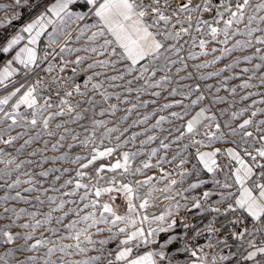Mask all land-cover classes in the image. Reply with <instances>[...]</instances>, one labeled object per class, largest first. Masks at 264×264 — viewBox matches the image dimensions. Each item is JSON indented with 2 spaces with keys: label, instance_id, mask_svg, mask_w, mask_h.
<instances>
[{
  "label": "snow or ice",
  "instance_id": "6c2138e0",
  "mask_svg": "<svg viewBox=\"0 0 264 264\" xmlns=\"http://www.w3.org/2000/svg\"><path fill=\"white\" fill-rule=\"evenodd\" d=\"M0 12L3 13L0 16V55L12 53L27 34V43L15 51L0 70V87L7 89L8 83L15 85L12 77L20 69L13 64L23 66L26 78L36 77L33 83H20L0 98V165H3L0 190L4 191L0 205L18 201L33 205L35 209L3 207L0 221L7 222L0 223V248H4L0 264H225L237 257L235 264L241 261L264 264V118H260L264 117V107H257L264 105V91H245L264 88V0L257 3L253 0H181L180 3L173 0H9L7 4L0 3ZM25 14L29 22L16 31L14 22L22 21ZM49 26L48 42L59 47L57 55L81 52L84 55H77L71 61L62 59L59 72L64 73L71 64V75L53 76L47 87H41L44 81L37 70L51 73L56 67L49 63L41 69L55 49L45 50L41 56L35 47ZM84 37L87 39L80 47L68 46L71 41ZM209 44L214 46L209 48ZM249 49L254 51L234 55ZM216 53L219 54L212 55ZM209 55H212L210 60L191 66L188 63ZM226 58L231 59L223 67L203 71ZM257 60L259 63L255 62ZM88 61L91 62L86 68L81 67ZM241 63H252V67H240L237 72ZM190 67L195 71H189ZM81 72L85 73V78L78 83L76 77ZM88 72L91 75H87ZM182 72L186 74L180 75ZM222 75L223 79L217 80L215 85L200 83ZM231 81L239 83L230 84ZM173 84L175 86L169 87ZM221 90L232 99L219 95ZM42 92L48 94L41 96ZM165 92L164 102L158 104L155 98L164 96ZM18 94L16 102L5 110L4 106ZM145 95L150 99H143ZM257 96L261 98L254 99ZM112 100L116 103H111ZM249 100L251 103L236 107ZM121 105L130 106L117 116ZM150 105H155L151 111L140 113L131 124L126 123L133 113L148 109ZM218 105L227 107L217 108ZM106 116L115 119H105ZM218 116L224 117L223 121ZM57 118L65 119H60L53 128ZM153 119L155 122L150 123ZM146 124L148 127L133 131L125 138L130 128ZM166 124L169 127L166 128ZM68 125H77L84 138H80V131ZM156 130L166 134L160 138ZM149 132L154 134L147 135ZM145 135L146 139L139 141L140 147L135 151L120 152L129 144L135 148L137 139ZM69 137L71 142L65 143ZM106 140L112 146L105 145ZM157 140L158 147H152L147 153L143 151ZM217 141L233 146L201 150L211 148ZM172 145H177V149L169 158ZM65 147L69 150L80 148L82 152L71 156L61 151ZM192 148L194 155L189 152ZM161 150H164L163 156L159 155ZM48 151L54 155H46ZM58 152L60 154L55 155ZM222 152L227 157L223 165L217 159ZM114 153H118L114 163L103 162ZM25 154L40 159L17 163L18 157ZM145 155L147 159L141 166L133 168V161ZM153 157H158L155 164L151 162ZM192 160L197 163L188 167ZM56 162L67 163L69 167L43 168ZM33 163L43 170L22 171ZM163 163H175L180 176L179 181L171 179L163 189L152 184L151 176L125 182L115 175L119 172L121 177L136 176L143 169L160 168L162 178H166L172 173L162 168ZM72 165H78L74 176L63 179L73 171ZM201 167L213 174L212 183L221 189L219 199L214 202L216 206L207 209L216 215L202 229L183 224L184 237L172 236L159 251L133 257V247L154 243L156 233L169 232L177 224L175 219L167 221L171 216L170 208L151 220L147 215L141 216L139 210L150 206L149 199L154 192H167L173 185L183 184L185 177L198 175ZM106 171L114 175H102ZM219 172H224L223 181L216 179ZM21 176L28 178L21 179ZM45 180L48 187L44 186ZM201 183L205 181L190 183L183 191L196 189ZM25 184L29 186L21 190ZM145 186H149L147 191L139 194V189ZM233 188L235 192L231 191ZM22 192L37 194L29 198ZM49 192H58L60 196L49 195ZM114 194H123L127 202L124 215L114 206ZM105 195L108 200L101 203L100 198ZM212 195L213 192L204 191L202 198L192 197V208L202 209V202ZM137 200L141 201L138 205L134 202ZM46 203L49 210L42 212L37 205ZM66 205L70 207L66 209ZM176 207L186 205L177 202ZM54 213L62 214L54 216ZM24 217L28 219L19 223ZM70 217L75 219L65 223ZM219 217H224V222ZM153 222L159 226L151 228ZM144 223L149 224L147 231ZM218 223L220 227L216 226ZM225 223L231 231L221 235ZM81 224L85 226L78 227ZM101 224L105 227H99ZM93 227L97 234L107 231L110 235L107 239L94 240L88 231ZM130 227L133 230L129 231ZM190 227L193 228V241L207 234L205 246L189 242L187 230ZM14 228L22 231H13ZM41 228L50 235L43 232L37 235ZM61 228L66 235H59ZM121 235L123 239L116 244L118 250L106 252L103 246ZM257 236L261 237L259 244ZM229 238L238 242V249L243 251L224 254L223 248L231 247ZM65 239H75L76 243L64 244ZM173 241L179 246L173 252L166 251ZM85 243L92 247H82ZM204 247L221 251L210 256ZM42 249L45 251L39 255ZM69 249H75L77 254L89 251L99 254L68 261L64 257L73 254ZM57 252L61 256L52 259ZM181 256L186 259L182 261Z\"/></svg>",
  "mask_w": 264,
  "mask_h": 264
},
{
  "label": "rangeland",
  "instance_id": "374dc122",
  "mask_svg": "<svg viewBox=\"0 0 264 264\" xmlns=\"http://www.w3.org/2000/svg\"><path fill=\"white\" fill-rule=\"evenodd\" d=\"M8 2H9V0H0V3L7 4ZM173 2H174V3H180L181 0H173ZM253 2H254V3H257V2H259V0H253ZM262 14H264V13H262ZM2 15H3V13L0 12V16H2ZM206 15H207V14H206ZM28 19H29V16H28L27 14H25L24 19H23L22 21H16V22H14V28H15V30H16V31H19V29L23 26V24H24ZM89 35H90V33H89ZM257 35H259V33H258ZM237 38H239V37H237ZM63 39H64V38L61 37V42H63ZM86 39H87V37L82 38L80 41H75V40H73V41H71V42L69 43L68 46H69V47H80L81 45H83V44L85 43V40H86ZM45 42H47L46 44H49L47 39L42 38V39L38 42V45H37V51H38V54L41 55V56H42V55L44 54V52H45V47H44ZM101 42H102V41H101ZM232 43H234V41H232ZM49 45L52 46L54 49H57V51L55 52L54 59H52L51 61H48V63H51V64L55 65L56 67L54 68L53 72H51V73H44V76L39 75V76L43 79V81H44V83L41 85V87H47V86H48V82L50 81L51 77H53V76H68V75H71V68L73 67V65H71V64H69L68 68L65 70L64 73H60V72H59V66H60V64H61L62 59H63V60L71 61V60L75 59V57H76L77 55H84V53H82V52H81V53H72V54L60 53L59 55H57L56 53H59V47H58L57 45H55V44H49ZM213 46H214V45L209 44V48H211V47H213ZM229 46H230V45H229ZM253 51H254V49H249V50H247L246 53L236 52L234 55H236V56H242V55H244V54H251ZM218 54H219V53L212 54V55H218ZM212 55H209V56H207V57H204V58L198 59V60H196V61H188V63H189V65L191 66L192 64L200 63V62H202L203 60H210V59H212ZM229 59H231V58H226L223 62H220V63H217V64H215V65H212L210 68L205 69V70H203V71L208 72V71H213V70H215V69L221 68V67H223V65H224L225 63L229 62ZM90 62H91V61L86 62V63L83 64L81 67L86 68V67H87V63H90ZM255 62H256V63H259L258 60L255 61ZM46 67H47V66H43L42 69H43V68H46ZM240 67H252V63H247V64L241 63V64L237 67V69H236L237 72L239 71V68H240ZM97 70H99V69H97ZM174 71H175V68H173V72H174ZM189 71H195V70H194L193 68L190 67V68H189ZM185 74H186L185 72L180 73V75H185ZM230 74H231V73H225L224 75H230ZM87 75H91V72H88ZM84 78H85V73H82V72H81V73H79V74L77 75L76 80H77V82L79 83V82H82ZM157 78H159V75H158ZM178 78H179V77H177V79H178ZM35 79H36V77H34V76H31V77L29 76V77L26 78L25 75H24V71H22L18 76H15L14 78H12V80L16 82L15 85H13L12 83H8V88H7V89H5V88H3V87H0V98H2L4 95H7L8 92L14 90V87H18L20 83L31 84V83L34 82ZM101 79H102V77H101ZM220 79H223V75H222L221 77H219V78H213L212 80H209V81H206V82H205V81H201L200 83H201L202 85H203L204 83H209V84H213V85H215V84L217 83V80H220ZM117 83H122V82H117ZM183 83L188 84V83H192V81H183ZM236 83H239V81H231V82H230V84H236ZM171 86H175V85L173 84V85H170L169 87H171ZM157 90H159V89H157ZM116 91H121V89H116ZM149 91H151V90H149ZM212 91L215 92V87H213ZM239 91H240V90H238V92H239ZM245 91H264V88H260V89H248V90H245ZM21 94H22V93H21ZM47 94H48V93H46V92H42V93H41V96H44V95H47ZM219 95L227 96L229 100L232 99V97L229 96L228 93L224 92L223 90H221V92L219 93ZM165 96H167V92L164 93V96H162V97H158V98H155V99H157L158 104L164 102V97H165ZM18 98H19V94H18L17 97H14V98L9 102V105L4 106V107H5V110H8V109L10 108L11 104H14ZM98 98H99V97H98ZM122 98H123V97H122ZM142 98H143V99H150V97L147 96V95H145V96L142 97ZM177 98H179V97H177ZM260 98H261V97H259V96L254 97V99H257V100H259ZM169 99H171V98H169ZM40 102L43 103L42 100H41ZM110 102H111V103H116L115 100H112V101H110ZM245 103H251V100H249V101H247V102H240L238 105H236V107L239 108V107L243 106ZM129 106H130V105H121V106H120L121 111L118 112L116 115H117V116L122 115V114H123V109L126 108V107H129ZM153 107H155V105H150L148 109H140V110H139V113H133L132 117H131V118L129 119V121H127L126 123H127V124H131V123H132V120H134V119L137 118V115H139L140 113H145V112H147V111H151V109H152ZM221 107H227V105H218V106H217V108H221ZM257 107H264V105H257ZM21 110L24 111L23 108H22ZM173 110H179V109H173ZM104 118H105V119H115V117H107V116L104 117ZM245 118H247V117H245ZM260 118H264V117H260ZM60 119H65V118H57V121H54V122H53V128H54V124H55L56 122H59ZM218 119H220L221 121H223L224 117H219V116H218ZM154 122H155L154 119H153L152 121H150V123H154ZM81 123H84V122L82 121ZM176 123H177V125H178L180 122L177 121ZM109 126H112V125H109ZM68 127H72V128H75L77 131H80V132H81V137H80V138H81V139L84 138V137H83V132H82V130H81L77 125H68ZM146 127H148L147 124H146V125H143V126H137V127H135V128H130V129H129V132H128V133H125V138H126L128 135H130L131 132H133V131H142L143 128H146ZM165 127L167 128V127H169V125L166 124ZM61 131H62V129H61ZM13 134H15V133H13ZM152 134H154V133H152V132L147 133V135H152ZM155 134L158 135V137L162 138V136H163L164 134H166V133L162 134V133L159 132V130H156ZM197 138H201V137H197ZM45 139H50V138L45 137ZM143 139H146V135H145V136H141V137H139V138L137 139V141H136V147H135V148H134L131 144H129V145H127L125 148H122V149L120 150V152L125 151V150H133V151H135L136 148H139V147H140V145H139V141H140V140H143ZM52 142H55V140H52ZM67 142H71V138H70V137L68 138V141H66L65 143H67ZM185 142H187V141H185ZM223 142H224V141H217V142L213 143L212 145H218V144H221V143H223ZM21 143H22V141H21ZM112 143L114 144L115 141H113ZM105 145L112 146L111 144H109V142H108L107 140L105 141ZM50 146H51V145H49V148H50ZM152 147H158V140H157V141H154V142H152V143H150L149 145H147V146L143 149V151H144L145 153H147ZM176 149H177V145H172V148L169 149V152H168V156H169V158L171 157L172 153H173ZM8 150H9V151H13L11 148H9ZM61 151H67V152H69V155H71V156H74L75 154H79V153L82 152V150H81L80 148H75V149L69 150V149H67L66 147L63 148V149H61ZM189 152L192 153V154L194 155V154H195V149H194V148L189 149ZM45 154L48 155V156H52V155H54L51 151H48V152H46ZM59 154H60L59 152H58V153H55V155H59ZM159 155H160V156H163V155H164V150H161L160 153H159ZM117 156H118V153H114V155H113L112 158H108V159H106V160L103 161V162H104V163H109V162L114 163V162H115V159H116ZM25 159H32L33 161H38V160L40 159V157H39V156H37V157H28V156H26V154H25V155H20V156L18 157V159H17L16 162L19 163L21 160H25ZM146 159H147V155L137 157V158L133 161L132 167L135 168V167L141 166V162H142L143 160H146ZM157 159H158V157H153L151 162H152L153 164H155ZM98 163H99V162H98ZM177 163H178V161H177ZM191 163H194V160H192ZM2 167H3V165H0V168H2ZM47 167H58V168H62V167H69V165H68L67 163H64V162H56L55 164H53V163H48V164H46V165L43 166V168H47ZM71 167L73 168V171H72L71 173H69V174H66V175L63 177V179H68V178L74 176L75 169L78 167V165H72ZM43 168H39V167L37 166L36 163H33L32 165H26V166L24 167V169H22V171H35V172H38V171H40V170H43ZM162 168H163L165 171L170 172V173H172V174H171L170 176L166 177V178H162V174H161V170H160V168H151V169H143V170H142V173H139V174H137L136 176L126 175V176L121 177V176L119 175V172H117L115 175L117 176V179H118V180L123 179L125 182H128V181H134V180H137V179H139V180H143V179H145V178L151 176V177H153L152 184L155 185L156 187H161V186H163V185H165V184H168L169 181H170L171 179H176V177L178 176V171H179V170L176 168L175 163H174V164L163 163V164H162ZM88 171L91 172L92 169L90 168ZM14 175H16V174H14ZM102 175L110 177V176H112V175H114V174L106 171V172L103 173ZM27 178H28V177H26V176H21V179H27ZM37 179H40V178L37 177ZM50 179H51V177L48 178V180H50ZM61 182H62V181H61ZM85 182H86V181H85ZM0 183H2V181H0ZM43 183H44V186H45V187H48V181H47V180L43 181ZM28 186H29V185H26V184H25V185H22V186H21V190H22L23 187H28ZM58 186H59V185L57 184V187H58ZM148 187H149V186H145L144 188L139 189V194L143 195L144 192L147 191V188H148ZM81 191H82V190H81ZM12 194L14 195L15 193L13 192ZM22 194H23V195H28L29 198H31V196H34V195H36L37 193L27 194V193H23V192H22ZM3 195H4V191L0 190V196H3ZM49 195H54V196L59 197V196H60V193H58V192H49ZM114 195L116 196L115 201H114V206H115V208H116V210L118 211L119 214L124 215V214L127 212V202H126V200H125L123 194H114ZM163 195H164V192H161V191H160V193H158V194H156V192H154V193L152 194V197L149 199V205H150V206H149L146 210H139V211H140V215H141V216H142V215H147V216L149 217L150 220L152 219L153 216H156V210L158 211V209H161V207L158 206V205H156V204H157V201H159V198H162ZM44 198H45V197H42V199H44ZM68 199H71V198H68ZM107 200H108V197H107L106 195H105V196H102V197L100 198V202H101V203L106 202ZM134 202L138 205L141 201L137 200V201H134ZM33 204H35V201H33ZM165 204H166V202H165ZM165 204H164V205H165ZM4 206L16 207L17 210H19V209L22 208V207H23V208H28L30 211L35 210V209L33 208V205L24 204L23 202H18V201H9L7 205H0V212L3 211V207H4ZM156 206H157V208H156ZM37 207H39L40 210H41L42 212H47V211L49 210V205H48L47 203H46L45 205H43V206H39V205H37ZM67 207H70V206H69V205H66V209H67ZM66 209H65V210H66ZM60 214H62V213H54L53 215L55 216V215H60ZM9 215H10V214H9ZM13 218H14V217H13ZM38 218H40V217H38ZM27 219H28L27 217H24V218H22V219L19 221V223H23V222H25ZM68 219H75V217L66 218L65 223L68 222ZM6 222H7V221H0V223H6ZM137 222L139 223V219H138ZM143 225H146V226L149 228V224H148V223H144ZM52 226H56V225L53 224ZM84 226H85V225H83V224L78 225V227H84ZM120 226L123 227V225H120ZM99 227L104 228L105 225L101 224V225H99ZM151 228H156V222L151 223ZM131 230H133V229L130 227V228H129V231H131ZM13 231H22V230L19 229V228H14ZM29 231H30V230H29ZM88 231H89L90 234H92V238H93L94 240H97V241H98V240H101V239H107L108 236L110 235V233H108L107 231H104V232H102V233L97 234V231H96V228H95V227H93V228H89ZM113 231H115V229H113ZM41 232H43L46 236H47V235H50V233H47V232L45 231L44 228L39 229L38 232H37V235H39ZM66 234H67L66 231H65L63 228H61V232L59 233V235H66ZM54 238H55V237H54ZM81 239H83V237H81ZM120 239H123V236H122V235L119 236V237H117L116 240H114V241H110L108 244L104 245L103 247L105 248V251L107 252L108 250H111L113 253H115L114 249L116 248V244L118 243V241H119ZM62 243H64V244H71V245H74V244L76 243V240H75V239H65V240L62 241ZM50 246H51V245H50ZM81 246H82V247H85V248H91V247H92V245H88V244H86V243H85V244H82ZM97 247H99V245H97ZM44 251H45V250L42 249L41 252L39 253V255H42ZM69 251L72 252L73 254L70 255V256H65V257H64V259H65V260H68V261H76V260H80V259H86L88 256H95V255H98V254H99V253L96 252V251H89L88 253H79V254H77V252H76L75 249H69ZM3 253H4V248H0V255H3ZM29 254H32V253H29ZM60 256H61V253H60V252H57V253L52 257V259L55 260V259H57V257H60ZM105 264H106V262H105Z\"/></svg>",
  "mask_w": 264,
  "mask_h": 264
},
{
  "label": "crops",
  "instance_id": "0c3cea01",
  "mask_svg": "<svg viewBox=\"0 0 264 264\" xmlns=\"http://www.w3.org/2000/svg\"><path fill=\"white\" fill-rule=\"evenodd\" d=\"M29 22V19L25 22ZM51 31V26L48 27L46 30L45 34L41 36L40 40L42 38H45L48 40V32ZM27 43V34H25V40L21 42L20 45L17 46V48L10 54H4L2 60H0V70L3 69L5 66L6 62L15 55V51H18L20 47H23ZM38 45V44H37ZM37 45L35 46L37 48ZM13 67H16L20 69V71L17 72L12 78L15 76H18L22 71H23V66L18 65V64H13ZM233 145L227 142H223L218 145H212L211 148H202L201 150H212L214 148H226V147H232ZM218 162L223 165L227 161L226 155L223 154V152L217 157ZM197 163L194 160V163H190L188 167H191V164ZM227 171V169H225ZM216 179H219L223 181L224 179V172H219L216 174ZM176 180H180V176L178 175L176 177ZM213 180V174L207 173L205 170L200 168L199 174L198 175H192L185 177L184 183L183 184H176L173 185L167 192H164V195L162 198H159V201H157L158 206L161 207V209L156 210V216L161 215L165 210L170 208L171 211V216L167 217V221L171 222V220L175 219L177 221L176 226L171 229L169 232H158L155 235V242L154 243H148V244H141L139 248L133 247V257L136 255H143L145 252L148 251H159L161 245L165 244L166 241L172 237V236H177V237H184L185 234V229L183 228V224L187 223L189 225L195 226L196 229H202L205 224H207L213 216L216 214L207 210L209 209L210 206H216L215 201L219 199V191L221 189L218 188L217 185L212 183ZM200 181H205V183H201L198 188L196 189H188V191H183L184 189L188 188V185L190 183H198ZM167 184L161 186V187H156L157 189H163ZM180 191V195H177V192ZM204 191H211L214 193V195L210 196L209 199L206 202H202V209H194L192 208V204L194 201L192 200V197H196L198 199L202 198V193ZM231 191L235 192L236 189L233 188ZM160 193V191H156V194ZM170 197V199H165V197ZM184 197H188V199H184ZM166 202V204H165ZM177 202H179L181 205H186V207H180L179 209L176 207ZM165 204V205H164ZM221 208H223V205H220ZM157 208V206H156ZM231 217H229L230 219ZM219 220L221 222H224V217H219ZM159 225L156 223V228ZM164 227H167V224L163 225ZM216 226L220 227V223H218ZM145 230H148V227L146 225H143ZM227 228V224L225 223L224 229ZM193 235V228L190 227L187 230V238L189 239V242L191 244H196L200 246H205L207 244V239H206V233L202 234L200 238L197 240H191V236ZM152 239V238H149ZM238 242H234L232 240L229 241V244L231 245L230 248H223V253L228 254L229 252H236L237 254L240 251H243V249H238L237 247ZM260 241L257 240V244H259ZM179 246V243L177 241H173L171 245H168V247L165 249L166 251L173 252L174 249H176ZM118 249L115 248L114 251L116 252ZM204 251L206 253H209L211 256L212 254H217L221 251L220 248L217 249H209L207 247H204ZM238 258V257H237ZM237 258H232L229 261H226L225 264H235V259ZM186 257L181 256V260H185ZM241 264H245V262L241 261ZM247 264H252V262H247Z\"/></svg>",
  "mask_w": 264,
  "mask_h": 264
},
{
  "label": "built area",
  "instance_id": "2783aa9c",
  "mask_svg": "<svg viewBox=\"0 0 264 264\" xmlns=\"http://www.w3.org/2000/svg\"><path fill=\"white\" fill-rule=\"evenodd\" d=\"M47 42H45V44H44V47H45V50H48L49 52H52V50L54 49L52 46H50L49 44H46ZM49 43V42H48ZM57 51V49H55V52ZM55 52L52 54V55H50L49 56V59L47 60V61H45L42 65H41V69H42V67L43 66H48V61H51L52 59H54V56H55ZM37 71H39V75H41V76H44V73L45 72H43L42 70H37ZM30 77H31V75H30ZM35 77V76H34ZM218 227V226H217ZM229 231H231V228L227 225V228L226 229H222V232H221V235H224V234H226L227 232H229ZM258 241H260L261 240V237L260 236H257V238H256ZM231 240V238H229V241Z\"/></svg>",
  "mask_w": 264,
  "mask_h": 264
},
{
  "label": "water",
  "instance_id": "95a60500",
  "mask_svg": "<svg viewBox=\"0 0 264 264\" xmlns=\"http://www.w3.org/2000/svg\"><path fill=\"white\" fill-rule=\"evenodd\" d=\"M3 56H4V54L0 55V60H2Z\"/></svg>",
  "mask_w": 264,
  "mask_h": 264
}]
</instances>
